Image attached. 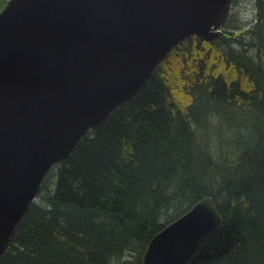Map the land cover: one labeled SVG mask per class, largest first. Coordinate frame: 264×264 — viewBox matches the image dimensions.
I'll use <instances>...</instances> for the list:
<instances>
[{"label": "trees", "instance_id": "obj_1", "mask_svg": "<svg viewBox=\"0 0 264 264\" xmlns=\"http://www.w3.org/2000/svg\"><path fill=\"white\" fill-rule=\"evenodd\" d=\"M238 2L217 37L177 43L51 167L0 264H141L206 196L222 223L186 264H264V0L246 26Z\"/></svg>", "mask_w": 264, "mask_h": 264}, {"label": "water", "instance_id": "obj_2", "mask_svg": "<svg viewBox=\"0 0 264 264\" xmlns=\"http://www.w3.org/2000/svg\"><path fill=\"white\" fill-rule=\"evenodd\" d=\"M229 0H9L0 11V256L45 173L131 98ZM222 223L210 196L148 241L141 264H186Z\"/></svg>", "mask_w": 264, "mask_h": 264}, {"label": "rangeland", "instance_id": "obj_3", "mask_svg": "<svg viewBox=\"0 0 264 264\" xmlns=\"http://www.w3.org/2000/svg\"><path fill=\"white\" fill-rule=\"evenodd\" d=\"M230 3H227L224 7V9L222 10V12L219 14V16L217 17V21L216 23L211 27L210 31H219V34L222 30V26L223 23L227 21V17L229 15L230 10ZM237 15L239 17V19L241 21H243V23H247V24H243L242 26H246L248 24L251 23V21L253 20L254 17V0H239L238 4H237ZM232 10H234L233 7H231ZM242 24V23H241ZM254 53V50H251ZM54 165H56V163H54ZM54 165L52 167H54ZM51 168L45 173V185L50 186L52 183V172H50ZM43 177V178H44ZM37 194H35L34 199L36 198Z\"/></svg>", "mask_w": 264, "mask_h": 264}, {"label": "bare ground", "instance_id": "obj_4", "mask_svg": "<svg viewBox=\"0 0 264 264\" xmlns=\"http://www.w3.org/2000/svg\"><path fill=\"white\" fill-rule=\"evenodd\" d=\"M211 197V196H210Z\"/></svg>", "mask_w": 264, "mask_h": 264}]
</instances>
